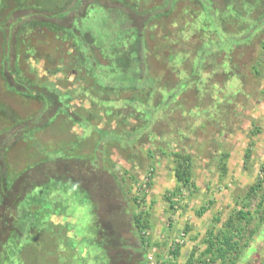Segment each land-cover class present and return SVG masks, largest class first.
Segmentation results:
<instances>
[{
    "label": "trees",
    "instance_id": "trees-1",
    "mask_svg": "<svg viewBox=\"0 0 264 264\" xmlns=\"http://www.w3.org/2000/svg\"><path fill=\"white\" fill-rule=\"evenodd\" d=\"M178 6L188 12L189 30L197 33L195 46L186 41L185 27L174 13ZM18 12L26 13L9 25ZM203 17L212 35L206 40L204 24H196ZM55 18L61 24L51 21ZM38 32L43 38L37 39ZM53 42L65 45L55 52L57 65L51 74L66 69L85 85L78 92L86 91L91 110L86 116L69 103L76 90L62 93L55 82L21 73V62L35 51L39 56L50 50ZM0 50L5 92L25 105H39L34 112L20 113L0 101V264H17L23 258L40 264H150L151 238L144 237L151 228L149 215L135 212L131 201L138 208L137 199L127 197L118 172L108 171V147L132 146L156 128L161 136L167 130L159 125L167 120L165 111H177L185 99L181 94L193 84H198L191 90L197 91L199 107L218 102L214 95L223 89H218L221 82L200 87L203 69L220 71L231 81L242 71L261 76L264 0H0ZM186 63L191 66L189 76L182 77L179 72ZM172 70H177L175 77ZM33 71L27 66L29 75ZM168 78H174L172 86ZM200 124L203 127L200 120L193 126ZM75 127L79 135L72 132ZM131 132L138 135L134 141ZM158 150L172 158L175 180L194 188L192 155ZM228 157L226 151L218 158L221 177ZM262 184L264 178L245 194H254ZM81 213L90 218L80 220ZM246 215L238 211V217ZM208 235L200 257L194 261L192 252L185 264H224L227 255L236 252L230 235L221 233V241ZM179 254V247L170 249L156 264H177Z\"/></svg>",
    "mask_w": 264,
    "mask_h": 264
},
{
    "label": "rangeland",
    "instance_id": "rangeland-1",
    "mask_svg": "<svg viewBox=\"0 0 264 264\" xmlns=\"http://www.w3.org/2000/svg\"><path fill=\"white\" fill-rule=\"evenodd\" d=\"M175 11H177L174 13L178 16L181 26L185 27L183 30L186 41L195 46L198 42L197 33L195 30H189L188 23L191 19L188 12L184 9L180 10L179 6L178 9L175 8ZM25 13H14L12 16L14 20H10L9 25L16 23L15 20ZM221 20L220 17L219 21ZM51 21L61 24L56 18ZM200 21L205 28L202 38L203 40L209 39L212 35L207 27V20L205 17L201 20L198 18L196 24L199 25ZM71 22V20L68 21L69 26ZM36 36L37 39L43 38L39 32ZM53 44L51 51L47 49L40 52L39 56L34 50L35 54L26 58L27 64L21 62L24 66H20L22 67L21 73L31 79L39 78L41 81L55 82L62 93L74 90L78 92L79 87L85 85L76 80L75 74L66 69L62 74H51L57 65L55 52L65 45L60 46L55 42ZM44 56L50 59L45 60ZM190 56L188 52L185 58L189 61ZM189 63H186L185 68L179 72V74L184 73L182 77L189 74L191 67ZM27 66L34 70V75L26 72ZM261 70V76L257 77L259 79L242 71V76L238 73L239 76L231 81L220 71L213 72L211 69H203L199 73V77L203 78V84L200 87L204 89L205 84L207 88L212 82H221L218 84V89H223L214 95L218 102L214 104L207 102L206 106L199 107L195 99L197 91L193 93L191 90L198 84H193L181 94L185 99L181 101V107L178 106L177 111L170 109L165 111L168 122L163 118V121L159 123L161 130L165 127V130L167 129L165 133L164 131L163 134L161 133L162 137L158 136L160 129L156 128L153 132L151 131L152 136L144 135L141 141L135 144L136 141L133 139H136L138 135L131 132L130 139L134 141V145L108 147L106 158L111 165L107 164L109 170L108 168L105 170L110 171L111 168L118 172L119 178L124 181L127 197L131 199L135 197L138 201V208H135L136 204L131 201L135 212L145 211L149 215L151 228L145 230L144 237L151 238L152 245L148 247L147 253V260L150 264H156L165 259L168 251L177 247L180 252L176 260L177 264H185L188 255L192 252L195 261L205 250L207 246L205 239L208 238L209 233L218 237L219 240L221 233L230 235L237 243L236 252L227 255L224 264L230 262L233 264H264V219L259 220L260 216H264V184L254 194L251 193L249 196L245 194L248 185H254L264 178V170L260 171L261 164L264 162V64ZM176 71L172 70L173 77L176 76ZM4 76L8 77L7 73H4ZM114 76L117 77V75ZM109 77L113 76L109 73ZM167 80V85L174 84V78ZM222 80H225L223 84ZM2 82L0 75V101L3 105L11 106L20 113H30L38 109L39 105L33 102L25 105L22 100L10 96L2 87ZM74 95L75 97L69 100L70 105H73V109L78 114L86 116V112L91 111L90 103L86 99V91L85 94L79 91ZM96 120L94 119V123L98 122ZM199 120L200 123L203 122V127L201 124L200 127H194L193 124ZM125 126V131H130ZM72 132L79 135L81 130L75 127ZM42 134H40L41 138L48 141L52 139ZM7 139H9L8 136L3 137V141ZM61 147L58 146L56 152L60 151ZM158 149H165L166 153L184 151L192 155L194 188L183 187L175 180L172 158L162 155ZM150 151H155V153L151 154ZM226 151L230 153L226 167L228 172L221 177L216 164L221 154ZM154 154V160L147 158ZM151 163L153 166L149 167ZM108 173L110 172L104 174L105 179ZM103 179L101 175L100 180ZM239 210L248 215L245 218L238 217ZM199 212L202 213L198 215ZM85 214H79V219L86 221L90 218V214ZM44 248L49 249L50 243H45ZM210 257L211 255L207 257V260ZM38 263L39 260L35 258L32 259V263L28 262L27 258H23L17 264ZM92 264H97V261L93 260ZM213 264L222 263L221 260H216Z\"/></svg>",
    "mask_w": 264,
    "mask_h": 264
},
{
    "label": "flooded vegetation",
    "instance_id": "flooded-vegetation-1",
    "mask_svg": "<svg viewBox=\"0 0 264 264\" xmlns=\"http://www.w3.org/2000/svg\"><path fill=\"white\" fill-rule=\"evenodd\" d=\"M151 152V154H152V152L153 153H155V151H150ZM147 158H150V159H152L153 158V160L155 159V154L154 155H149ZM156 166V165H155Z\"/></svg>",
    "mask_w": 264,
    "mask_h": 264
},
{
    "label": "crops",
    "instance_id": "crops-1",
    "mask_svg": "<svg viewBox=\"0 0 264 264\" xmlns=\"http://www.w3.org/2000/svg\"><path fill=\"white\" fill-rule=\"evenodd\" d=\"M229 158H230V153H229V157H228V159H227V161H226V167H227V162H228ZM227 169H228V168H227ZM227 172H228V170H227ZM227 172H226V173H227ZM250 186H252V185H248L246 188H249ZM246 190H247V189H246ZM246 190H245V191H246Z\"/></svg>",
    "mask_w": 264,
    "mask_h": 264
}]
</instances>
